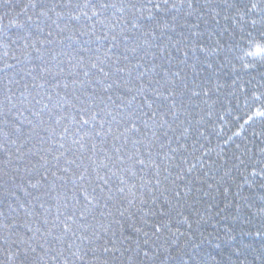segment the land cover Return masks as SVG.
<instances>
[{
	"label": "trees",
	"instance_id": "trees-1",
	"mask_svg": "<svg viewBox=\"0 0 264 264\" xmlns=\"http://www.w3.org/2000/svg\"><path fill=\"white\" fill-rule=\"evenodd\" d=\"M77 2L0 0V260L24 239L26 264H264V0H185L139 31L109 9L128 40Z\"/></svg>",
	"mask_w": 264,
	"mask_h": 264
},
{
	"label": "snow or ice",
	"instance_id": "snow-or-ice-1",
	"mask_svg": "<svg viewBox=\"0 0 264 264\" xmlns=\"http://www.w3.org/2000/svg\"><path fill=\"white\" fill-rule=\"evenodd\" d=\"M148 4L151 5L150 8H147L148 11V15L145 16V10L147 5L145 4H141V3H132L131 0H127V2H125V0H120V3H116V2H112V3H108V2H104V0H83V3L77 2L74 5V8L78 11L77 15L72 16V19L75 20H79L81 18V16L91 20L93 17H95L97 19V22L104 28L110 29V30H114L117 29L118 27L121 28V35L123 36V39L128 40L130 39L129 36L125 35L124 32L126 31V29H124L118 21L116 20H112L108 15H105V13H107V11L109 9L114 10L113 14H115V12H119L121 15L125 12L126 9L131 10V19H124V24H131L132 28L136 29V30H140L141 26L144 23H153V24H159V16L160 14H164L169 12L172 9H177L179 7H183L185 4V0H179L178 3L173 2V3H169V0H160V2H155V0H148ZM187 6L189 8L192 7L191 4V0H188V4ZM68 7H73L72 5V0H69L68 3ZM253 9L257 8L256 4H253L251 6ZM87 9V10H85ZM89 11L91 12V16H89ZM253 23H255V21H253ZM165 27H167V24L164 25ZM92 28L95 29V24L92 25ZM86 34V33H85ZM107 38V37H104ZM112 40L115 41L117 39V37L115 35H113ZM99 39V37H98ZM116 45L114 44L113 47H115ZM129 51H135V49H128ZM109 51H111V49H109ZM247 56L250 57H254V58H259V59H264V46H261L259 44H257L255 46V50L254 51H250L246 53ZM93 68L97 67V65L93 64L92 65ZM99 71L101 73H104V68L101 67L99 69ZM117 71H123V69H117ZM85 75H87V72H85ZM104 75H108V73H104ZM108 87H111V85H108ZM85 115L87 114V110H83ZM260 116H264V112H258L257 113ZM95 115L92 116V120H95ZM71 120L73 123H77L76 117H71ZM59 122V121H58ZM78 123H80L81 125H87L90 123L89 119H83V117H81V119L78 121ZM79 130V129H78ZM16 131H20V129H16ZM63 131L66 133L68 131V128L65 127L63 129ZM138 131V129H137ZM76 143H79V141H76ZM61 147H63V145H61ZM117 152L120 151L119 148L116 149ZM56 159H59V157H56ZM74 162V161H73ZM140 165H144L145 161L143 159H139L137 161ZM127 171H131V169H128ZM113 176L116 175L115 172L112 173ZM132 176H135L136 173L135 172H131ZM78 180L82 181L83 183L81 184L80 188H79V192L83 195L84 198V208H85V212H81L80 213V217L81 219H86V211L88 209V207L90 205H92L93 203L97 202V196L94 195V193L96 192L95 188H92L91 191H89V188L91 187L90 184H88L87 182V177H86V170L85 172H81L78 177ZM100 179L104 180V183L107 184L108 180L104 179V177H100ZM117 179L119 180L120 184L122 185H128V181L123 179L122 177H117ZM36 185H33V187H35ZM136 185L135 184H131V187L129 190H131V188H135ZM109 191H111V189H109ZM117 191L120 193H124L125 192V188L124 187H119L117 188ZM127 199V197H125ZM129 204L133 203L132 200L128 201ZM41 207H43V205H41ZM72 220V216H68L67 220H65L64 222H62V228L64 233H71L73 236L76 235L75 231L73 230V227L70 223H68V221ZM5 228L7 227V225L4 226ZM81 227H83V225H81ZM29 231H31V229H29ZM136 231H140V229H136ZM50 234V233H49ZM29 239H33V238H29ZM57 240H60L61 237L57 236L56 237ZM78 239L80 240H84V239H88V237L85 236H80L78 237ZM14 243H16V241H14ZM18 243L20 245H27V247L21 248V247H17L15 250H12L11 248H5L3 250V255L5 257V259L0 260V264H26V261L28 259L27 257V253L28 251L31 252H35L36 248L32 247L31 244H29L26 240L24 239H20L18 241ZM115 247V245H113ZM68 249L70 252V255L73 257H76V259L78 260H83L84 257L87 255V252L81 248L79 250V252H73L71 251L73 245L72 244H68ZM40 248L44 251H48L47 249L44 248V245H40ZM105 252L110 251L109 248L105 247L103 249ZM95 251V250H93ZM117 251H119V249H117ZM24 253V258L21 259V253ZM145 255H147V253H145ZM53 259H55V257H53ZM34 264V262H33ZM65 264H67V261H65ZM105 264H107V262H105Z\"/></svg>",
	"mask_w": 264,
	"mask_h": 264
}]
</instances>
